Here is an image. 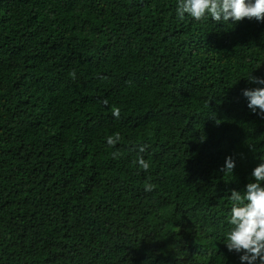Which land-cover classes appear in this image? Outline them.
Segmentation results:
<instances>
[{
	"label": "trees",
	"instance_id": "16d2710c",
	"mask_svg": "<svg viewBox=\"0 0 264 264\" xmlns=\"http://www.w3.org/2000/svg\"><path fill=\"white\" fill-rule=\"evenodd\" d=\"M176 4L0 0V264H241L224 240L264 156L242 94L264 88V22Z\"/></svg>",
	"mask_w": 264,
	"mask_h": 264
},
{
	"label": "clouds",
	"instance_id": "9594fccd",
	"mask_svg": "<svg viewBox=\"0 0 264 264\" xmlns=\"http://www.w3.org/2000/svg\"><path fill=\"white\" fill-rule=\"evenodd\" d=\"M176 16L179 20L185 19V14L192 20L201 22L211 18L217 23H239L243 19H255L264 22V0H177ZM74 77L75 73H71ZM249 83L264 84V78L250 74L246 78ZM242 94L247 98L248 108L261 118H264V88L244 89ZM107 104V101H104ZM259 110V111H258ZM112 115L119 119L120 109L113 108ZM219 123V122H217ZM119 133L109 136L107 144L115 147L119 142ZM146 150L144 145L138 147L143 153ZM114 159L119 157V152H113ZM259 163L252 170V177L255 182H249L246 190L238 192L231 190L229 200L231 209L228 223L229 230L225 233L224 243L229 252L240 254L241 264H264V156L260 157ZM135 163L139 168L147 172L150 168L148 161L142 155L138 156ZM235 161L231 156L226 157L225 165L221 171L225 175L232 174ZM152 184H146L145 191L153 190Z\"/></svg>",
	"mask_w": 264,
	"mask_h": 264
}]
</instances>
